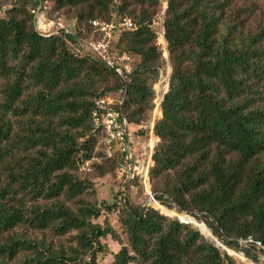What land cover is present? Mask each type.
Instances as JSON below:
<instances>
[{
    "label": "trees",
    "instance_id": "obj_1",
    "mask_svg": "<svg viewBox=\"0 0 264 264\" xmlns=\"http://www.w3.org/2000/svg\"><path fill=\"white\" fill-rule=\"evenodd\" d=\"M10 1L0 18V264H97L102 239L122 244L107 218L95 223L116 210L127 242L110 264H251L226 249L255 264L264 259V21L250 30L244 20L264 0L165 1L171 72L153 126L150 189L161 207L203 223L202 231L128 201L139 182H124L119 155L105 154L92 117L98 97L118 95L115 108L131 126L151 119L165 55L153 28L161 1L55 0L64 19L62 8L75 9L74 37L38 34L36 0ZM125 17L136 29L113 47L132 58L123 87L73 46L95 37L91 21ZM96 146L113 163L124 203L82 198L90 183L74 172L91 169Z\"/></svg>",
    "mask_w": 264,
    "mask_h": 264
},
{
    "label": "built area",
    "instance_id": "obj_2",
    "mask_svg": "<svg viewBox=\"0 0 264 264\" xmlns=\"http://www.w3.org/2000/svg\"><path fill=\"white\" fill-rule=\"evenodd\" d=\"M30 14L34 30L38 34L42 36L62 34L64 37H74L72 27L60 16L59 11L54 9L49 0H36V5L30 9ZM90 26L95 37L77 39L73 46L74 53L77 56L88 54L96 56L108 70L115 74L124 87L133 70L132 58L126 54H118L113 47L120 34L135 30L136 25L130 18L125 17L121 20H93L90 22ZM168 79L165 80L158 99L159 106L164 94L167 92ZM121 101L122 99L118 95L98 97L92 114L94 124L101 130L103 135L105 154L110 157L113 151L118 153L120 166L125 173L124 182L137 179L148 195V205L157 208L160 204L154 200L150 193L149 178L151 155L156 138L152 135L153 139L151 138L146 145L147 151L138 155L137 146L139 142L130 131L131 125L127 117L115 108V105L121 103ZM84 166H88V163H85ZM121 191H124V189L122 188ZM121 202L124 203L125 199H122ZM179 221L187 223V221L181 219ZM255 244L261 248L259 243Z\"/></svg>",
    "mask_w": 264,
    "mask_h": 264
},
{
    "label": "rangeland",
    "instance_id": "obj_3",
    "mask_svg": "<svg viewBox=\"0 0 264 264\" xmlns=\"http://www.w3.org/2000/svg\"><path fill=\"white\" fill-rule=\"evenodd\" d=\"M49 1L51 5L54 6L55 0H49ZM160 1H161L162 11L158 12V15L154 19L153 28L158 33L159 42L165 52L164 64L160 70L159 77L153 86L155 97L153 101L154 110L152 112L151 119L149 120V122L143 125L130 127V131L134 134V137H136V140L139 142V145L137 146L138 155H141L147 151L146 145L149 143L150 139L152 138V135L155 136L153 133V126H154V123L160 118V115L156 111L157 104L159 103L158 99L161 95V91L163 90L165 80L169 78V75L171 72L168 55H167L166 48H165L166 45L165 43H163V38L161 39V34H162L161 28H162L163 15H164L163 9H165L166 0H160ZM119 3H120V0L114 1V4L117 6H119ZM10 5H11L10 0H0V18L5 17V12L10 7ZM240 5L241 3H238V6ZM253 8L255 9L252 12V15H246L244 17V20L246 21V28L250 30H254L258 24L260 23L262 24L264 21L263 4L259 3L257 4V6L255 7L253 6ZM62 13L65 15L66 22L70 25V27H72L73 25L71 24L73 22L71 21V19L75 18V9L70 8V7H64L62 8ZM263 46H264V43H263ZM156 144H157V141L155 139V146ZM91 163H92V167L90 170H87L88 166H83L82 170L78 169L77 171L74 172L75 175L78 177V179L90 183V189H88V191L82 197L83 200L88 201L91 204L99 205L101 203H104L105 205H108V206H111L112 204H116V203L118 204L122 203L121 201L122 199H125V197L121 194H118V192H120L122 188L124 189V186H122L121 189L119 188L120 185L114 176L115 173L113 171V163L108 162L104 158L99 146H96L93 149ZM150 186H151V183H150ZM129 190H130V197L128 201L131 204L148 205L149 203L148 195L144 191L143 186L141 184L136 183V185H133ZM150 193L152 195L151 189H150ZM154 209L158 211L160 210L163 213L162 214L159 211L160 214L167 216L168 218L177 220L178 222H180L179 220L181 219L183 221H187V224H190L189 223L190 221L191 225H193L197 229H199L197 225H201V223L199 224L196 221L193 222L192 221L193 218L191 216L186 215L184 213H178L174 209L165 208L163 206L162 207L157 206V208H154ZM117 211L118 210L112 213L102 212L101 217L95 220V223L102 225L104 222V219L107 218L111 226L120 235V239L122 243V244H119L118 242L112 240L110 237H106L105 239H102L100 241V244L102 246V253H100L97 256V264H110L113 261V255L118 252V250L121 248V245H125L127 242L125 235L122 234L121 229L119 228V225L117 223V213H118ZM47 237L50 238L51 236L47 235ZM213 243L217 244L216 240H214ZM217 245L219 246V244ZM230 254L238 255L239 257H243L249 260L248 258L243 256L241 253L236 254V252L234 253L231 251ZM249 261L251 264L253 263L251 260ZM237 264H242V263L238 261ZM258 264H264V259L260 258V260L258 261Z\"/></svg>",
    "mask_w": 264,
    "mask_h": 264
},
{
    "label": "bare ground",
    "instance_id": "obj_4",
    "mask_svg": "<svg viewBox=\"0 0 264 264\" xmlns=\"http://www.w3.org/2000/svg\"><path fill=\"white\" fill-rule=\"evenodd\" d=\"M158 108H159V103L157 104V108H156V111H158ZM200 229V228H199ZM201 230V229H200ZM207 230V229H206ZM202 231V230H201ZM209 232V231H208ZM209 235H210V237H212L211 236V234H210V232H209ZM239 259H241L243 262H250V261H248L247 259H245V258H243V257H239L238 255H236Z\"/></svg>",
    "mask_w": 264,
    "mask_h": 264
},
{
    "label": "water",
    "instance_id": "obj_5",
    "mask_svg": "<svg viewBox=\"0 0 264 264\" xmlns=\"http://www.w3.org/2000/svg\"><path fill=\"white\" fill-rule=\"evenodd\" d=\"M164 13H165V12H164ZM163 43H165L164 40H163ZM169 64H170V62H169ZM170 68H171V67H170ZM192 221L195 222V220H193V219H192ZM190 224H191V222H190ZM201 225H203V226L206 228V226H205L203 223H201ZM206 229H207V228H206ZM207 230H208V229H207ZM199 232H200V231H199ZM209 232H210V231H209ZM210 234H211L212 238L214 239V237H213V235H212L211 232H210ZM214 240H215V239H214ZM217 244H219V243H217ZM221 247L224 248L223 246H221ZM226 251H227L228 253H231V251H229V250H227V249H226ZM252 264H254V263H252Z\"/></svg>",
    "mask_w": 264,
    "mask_h": 264
}]
</instances>
